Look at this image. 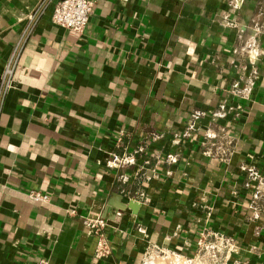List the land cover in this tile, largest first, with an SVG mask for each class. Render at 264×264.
Wrapping results in <instances>:
<instances>
[{
	"label": "crops",
	"instance_id": "0c3cea01",
	"mask_svg": "<svg viewBox=\"0 0 264 264\" xmlns=\"http://www.w3.org/2000/svg\"><path fill=\"white\" fill-rule=\"evenodd\" d=\"M59 1L0 0V264H142L154 245L192 255L203 230L234 238L235 259L264 264V215L250 208L240 169L264 171V0H240L232 13L261 28L263 54L243 114L223 122L234 153L227 163L204 156L201 130L177 165L141 184L145 203L122 196L106 162L122 130L128 148L164 131L154 148L172 151L193 109L233 102L240 42L224 23L230 0H93L82 33L52 23ZM85 216L109 220L107 260L95 257Z\"/></svg>",
	"mask_w": 264,
	"mask_h": 264
},
{
	"label": "built area",
	"instance_id": "2783aa9c",
	"mask_svg": "<svg viewBox=\"0 0 264 264\" xmlns=\"http://www.w3.org/2000/svg\"><path fill=\"white\" fill-rule=\"evenodd\" d=\"M94 5L93 0H60L55 5L51 21L57 27L82 33L90 21ZM229 5V11L224 14V23L228 28L237 31V39L240 42L233 48V55L239 58L235 65L239 69V77L232 82L228 90L233 102L229 104L221 101L215 108L193 109L183 129L171 136V147L174 148L172 151L164 152L154 148V145L165 139L164 131L149 130L134 148L124 145L127 133L124 130L120 131L117 142L120 152L111 156L106 162V167L118 170L116 179L119 192L127 200L147 202L145 192L140 190L141 184L157 179L160 165L165 164L168 167L177 165L182 159L180 148L187 141L198 138L197 134L201 130L203 133L200 135L199 143L204 156L227 163L234 153L235 138L229 132V125L223 122H236L243 114L245 102L252 98L260 78L258 64L263 54L259 43L261 28L257 26L250 32L249 24L234 19L232 13L241 7L240 0H230ZM11 72L12 68L8 66L6 75H10ZM205 120L208 123L203 126ZM240 169L246 178L244 187L250 195V208L255 214L264 215V171L253 164H242ZM28 195L38 201L49 199L48 195L37 191H29ZM69 212L75 213L74 210ZM120 217L121 213H118V218ZM84 225L90 234L97 237L95 257L100 260L110 258L112 246L108 238L109 220L103 216L94 218L85 216ZM136 229L140 233H146V229L141 224L137 225ZM236 251L237 244L234 238L220 232L203 230L198 233L192 255L154 245L146 249L142 264H149L150 259L155 255L172 257L178 261V264H246L234 258ZM34 264H50V259L41 258Z\"/></svg>",
	"mask_w": 264,
	"mask_h": 264
},
{
	"label": "bare ground",
	"instance_id": "6f19581e",
	"mask_svg": "<svg viewBox=\"0 0 264 264\" xmlns=\"http://www.w3.org/2000/svg\"><path fill=\"white\" fill-rule=\"evenodd\" d=\"M151 262H149V264H178V261H176L174 258L169 256L166 257L156 256V258L153 259V263Z\"/></svg>",
	"mask_w": 264,
	"mask_h": 264
},
{
	"label": "rangeland",
	"instance_id": "374dc122",
	"mask_svg": "<svg viewBox=\"0 0 264 264\" xmlns=\"http://www.w3.org/2000/svg\"><path fill=\"white\" fill-rule=\"evenodd\" d=\"M156 256H159V255H155V256H153V257L150 259V260L152 261V262L150 261L151 263H153V259L156 258Z\"/></svg>",
	"mask_w": 264,
	"mask_h": 264
}]
</instances>
